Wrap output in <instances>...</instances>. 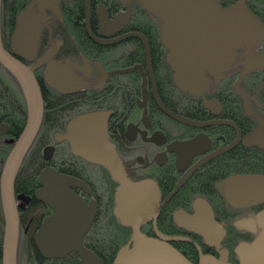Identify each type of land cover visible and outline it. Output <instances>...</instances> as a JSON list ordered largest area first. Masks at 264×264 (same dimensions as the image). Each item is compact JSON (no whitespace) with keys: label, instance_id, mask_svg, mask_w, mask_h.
Returning a JSON list of instances; mask_svg holds the SVG:
<instances>
[{"label":"flooded vegetation","instance_id":"obj_1","mask_svg":"<svg viewBox=\"0 0 264 264\" xmlns=\"http://www.w3.org/2000/svg\"><path fill=\"white\" fill-rule=\"evenodd\" d=\"M88 1L91 15L87 22L85 0H0L2 46L25 66L34 67L43 103L39 130L15 181L16 188L19 177L15 197L19 248L24 242L25 249L23 261L81 264L76 253L65 259H45L37 249L36 236L54 213L37 195L47 168L82 183L70 190L88 208L96 209L84 246L104 264L114 262L118 253L115 247L121 249L130 241L131 228L122 225L114 214L118 183L110 170L74 154L65 138L75 118L105 112L109 114L108 138L122 163L119 176L132 183L151 184L159 193L156 216L145 222L141 231L150 238H163L192 264H201L202 256L219 258V250L207 245L211 228L196 210L197 203L203 202L211 221L225 230L222 241L229 250V262L239 264L235 248L259 235L257 216L264 211V202L234 207L227 202L223 185L231 176L264 175L260 172L264 171V148L245 145L259 129V118L264 120V66L248 71L237 85L246 61L245 48L239 49L218 84L216 72H207L212 80L209 89L202 95L191 94L175 83L161 33L152 49L142 28L133 24L135 16L141 23L151 14L138 0H132L131 17L125 25L109 26L102 25L104 18L112 23L129 7L122 0ZM218 2L223 9L236 3H224L223 7ZM100 7L106 11L105 17ZM25 11V26L21 28L19 16ZM255 17L264 29V15ZM23 29V39L16 47L14 37ZM134 35L146 39L150 67L145 43ZM253 50L256 56H264V32ZM246 104L251 106L250 114ZM28 115L21 82L0 61V187L3 161L21 137ZM195 139L200 141L190 153L185 152L181 145ZM179 211L192 218L199 231L179 226ZM244 220L254 222V227H239ZM21 251L17 264H21Z\"/></svg>","mask_w":264,"mask_h":264},{"label":"water","instance_id":"obj_2","mask_svg":"<svg viewBox=\"0 0 264 264\" xmlns=\"http://www.w3.org/2000/svg\"><path fill=\"white\" fill-rule=\"evenodd\" d=\"M248 0H238L234 5L223 9L218 0H138L144 9L161 22V38L169 50L168 62L173 68L176 85L183 91L202 95L209 89L212 80L207 72L215 71L216 84L224 77L233 61L237 50L245 48V69L239 83L248 71L264 66V56H256L254 46L262 38V23L247 7ZM42 2V1H41ZM125 5L130 0H122ZM87 22L90 18V4L85 0ZM28 11V10H27ZM25 11L19 16L23 23ZM105 17L104 7H100ZM131 17V10L110 23L106 18L102 25H125ZM22 34L14 37V44L19 46ZM145 43L148 66L150 51ZM17 51V49H15ZM0 61L11 70L22 84L28 102V124L19 138L4 167L1 180V198L4 214V233L2 243L3 264H17L19 243V216L15 197V179L36 135L43 114L42 95L33 74V68L25 66L9 54L2 46L0 31ZM236 85V87H237ZM246 98L244 93H241ZM248 113L251 106L246 104ZM109 114L95 112L81 115L72 120L65 138L69 140L74 154L110 170L118 187L115 192L114 214L120 223L131 228L130 241L117 253L113 264H192L182 253L162 239L150 238L141 231V226L156 216L159 193L155 186L147 183H132L119 176L121 159L111 144L107 133ZM257 132L246 139L245 145H258L264 148V120L260 119ZM184 122H187L184 120ZM199 139L182 144V149L190 153ZM42 189L37 195L54 211L48 217L35 243L45 259H65L76 253L81 264H104L102 260L84 246V238L96 216V209L88 208L81 198L72 193L70 188L82 186L79 180L62 175L53 168H47L41 176ZM224 196L234 207H247L264 202V175H236L224 181ZM196 210L211 228V235L206 238L207 245L219 250V258L211 255L202 256L201 264H232L229 251L221 249L225 235L222 227H216L209 217V209L203 202L197 203ZM202 205V206H201ZM176 213L177 224L181 227L198 230L194 220ZM207 216L208 220L204 217ZM261 231L251 242H242L235 249L239 264H264V211L257 216ZM255 223L241 221L238 226L246 227Z\"/></svg>","mask_w":264,"mask_h":264},{"label":"trees","instance_id":"obj_3","mask_svg":"<svg viewBox=\"0 0 264 264\" xmlns=\"http://www.w3.org/2000/svg\"><path fill=\"white\" fill-rule=\"evenodd\" d=\"M235 2H236V0H233L231 3L228 2V0H220V3L223 7H225V5H227L228 3L232 4ZM224 3H225V5H224ZM247 6L253 15H256V16H258L259 14L264 15V12L262 11V8H264V0H248ZM137 19H138V17L135 16L133 24L138 25L142 28V32L145 35H147V37L150 41V44L152 46V49H153V47L159 42V38L157 35H158V33L159 34L161 33V22H160V20L157 19L152 14H149L148 18L144 17L143 21H141V16H139V20L141 21V23H139L137 21ZM154 29H156V36H154V32H155ZM260 172H264V171L261 170ZM20 178H21V175H20ZM18 181H19V177H18V180L16 182V188H15L16 192L19 189L18 188L19 187ZM4 224H5V220H4V214H3V209H2V199H1V192H0V264H3V261H2V243H3ZM113 227H114V224H113ZM119 249H120L119 246L115 247V252L117 253L119 251Z\"/></svg>","mask_w":264,"mask_h":264},{"label":"bare ground","instance_id":"obj_4","mask_svg":"<svg viewBox=\"0 0 264 264\" xmlns=\"http://www.w3.org/2000/svg\"><path fill=\"white\" fill-rule=\"evenodd\" d=\"M38 1H39V2L42 1L41 3H46V2L49 3L51 0H50V1H48V0H38ZM127 6L129 7L130 10L132 9V8H131V7H132V0H130V4L127 5ZM19 26H20L21 28H23L25 25L22 24L21 22H19ZM23 32H24V29H23L22 31L16 33V35H19V34H21V33H23ZM16 35H15V36H16ZM22 39H23V38H22ZM22 39L20 38V40H22ZM20 40H19V41H20ZM19 41H18V42H19ZM169 64H170V63H169ZM174 74H175V72H174ZM174 80H175V78H174ZM175 83H176V82H175ZM27 124H28V122H27ZM27 124H26V127H27ZM26 127H25V128H26ZM25 128H24L22 134L25 132ZM38 130H39V129H38ZM37 132H38V131H37ZM36 134H37V133H36ZM21 136H22V135H21ZM35 136H36V135H35ZM35 136H34V138H35ZM18 140H19V139H18ZM17 143H18V141L16 142V144H17ZM15 146H16V145H14L13 147H11V149L8 151L7 157H6L5 160L3 161V166H2V171H1V179H2V175H3L4 167H5L6 163H7V160H8V158H9L10 154H11L12 151L14 150ZM26 153H27V152H26ZM22 163H23V161H22ZM21 166H22V164H21ZM21 166H20V169H21ZM20 169H19V170H20ZM18 173H19V171H18ZM17 175H18V174H17ZM16 177H17V176H16ZM15 181H16V179H15ZM0 190H1V187H0ZM1 199H2V198H1ZM201 206H202V205H201ZM18 216H19V213H18ZM223 229H224V228H223ZM19 230H20V219H19ZM224 243H225V241H222V242H221V247L224 248V249H227L226 246H225L226 243H225V244H224ZM19 244H20V243H18V250H17V263H18V257H19V252H20ZM237 246H238V245H237ZM237 246H236V247H237ZM235 249H236V248H235ZM227 250H228V249H227ZM228 251H229V250H228ZM2 261H3V260H2Z\"/></svg>","mask_w":264,"mask_h":264},{"label":"rangeland","instance_id":"obj_5","mask_svg":"<svg viewBox=\"0 0 264 264\" xmlns=\"http://www.w3.org/2000/svg\"><path fill=\"white\" fill-rule=\"evenodd\" d=\"M262 11L264 12V8H262ZM20 250H22L21 251V253H20V258H21V260H20V262H21V264H25V262L23 261V259H24V251H25V249H24V242H23V245H22V247H21V249Z\"/></svg>","mask_w":264,"mask_h":264}]
</instances>
